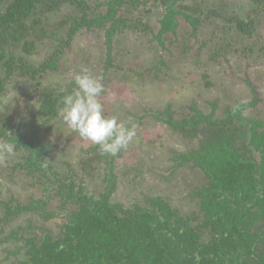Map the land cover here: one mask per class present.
Segmentation results:
<instances>
[{
    "label": "rangeland",
    "instance_id": "obj_1",
    "mask_svg": "<svg viewBox=\"0 0 264 264\" xmlns=\"http://www.w3.org/2000/svg\"><path fill=\"white\" fill-rule=\"evenodd\" d=\"M2 1L4 4V0ZM221 1L180 0L189 6L194 2L201 6L204 12L202 34L201 38L195 41L194 53L193 50L185 53L184 45H189L193 41L187 25L183 27L180 25L179 43L176 45L174 42L167 43V48L163 49L152 40V33L159 28L158 19L155 21L153 18L154 16L158 18L162 13V6L152 10L153 2L148 4L150 13L141 17L144 21L142 20V24L137 25L135 30L127 29L114 35L111 64L107 67L103 28L80 26L68 45L57 44L56 41L50 40V35L41 36L39 40L34 36L41 48L38 49L37 43L32 39L36 45V53L31 56L22 53L24 59L33 67L39 68L45 60L47 61L48 56L60 47L64 52L59 55V67L56 70L37 73L34 78L22 75L16 69L6 82L4 92L0 94V119L10 118L8 120L10 132L20 124L27 133L39 120L37 109L43 89H51L55 95L60 93L67 95L72 91L67 89L69 80L81 67H87L93 75L103 74L105 92L101 94L100 99L105 113L109 116L115 115L119 122L129 127L135 125L136 128L133 141L127 149H122L114 160L115 173L123 179L121 184H118V198L124 207H130L132 204H127L130 199H140L143 195H160L172 205V202L175 203L181 198V194L176 191L182 189L183 192L187 191L188 186L185 182L189 177L194 178L196 175L194 171L190 174L180 173L179 175H182V178L179 177L180 184L176 183L174 179L176 176L170 172L173 148L178 147L181 153H188L197 144L190 139L186 140V136L178 137V133L174 134L170 126L158 122L149 112L162 113L163 109L168 108L172 115L187 116L191 114L189 109L191 102L198 103L208 111L209 107L205 102L214 99L222 105L230 106L235 101L255 96L244 84L246 79L250 80L253 71L255 83H252L256 88L254 93L260 97L264 96V69L261 67L258 70L252 69L264 64V18L259 20L263 23L258 21V25H246L244 33L237 28L235 21L236 18H241L248 23L252 17L256 20L257 13L253 14L252 8L255 10L257 0H226L224 4H220ZM249 7L251 9H248ZM104 10V7L97 12L90 10L87 14L97 16ZM118 10L120 17H128V24H133L136 14H142V9H133L128 2ZM80 15L81 12L73 5L61 4L59 8L46 12V32L48 34L54 32L64 39L72 24L80 21ZM146 24L150 26V30L146 29ZM217 24L223 25L218 26L219 32L223 33L215 37L214 26ZM169 39L171 41V37ZM214 43L217 47L213 53ZM242 46L244 49L241 50ZM249 50H254L255 55L249 54ZM18 51L16 56L19 55ZM216 53L220 55L216 56ZM227 55L235 60L237 71L231 69L234 74L228 71L230 64ZM141 59L143 66L156 65L160 69L159 72L151 71L141 79L135 78L130 71L134 69L135 62ZM118 65L120 69H115ZM224 79L226 81H223ZM237 83H240V86ZM62 98L58 102L57 113L62 106ZM145 108L148 113L144 111ZM254 112L255 115L259 114L260 108ZM139 116L144 120L138 119ZM38 138L41 145L45 142L54 144L49 150V161L61 175L66 172L65 164L70 163L74 172L86 181L93 195L98 196L102 192L105 184L102 180L103 152L93 150L89 153L88 149L94 145L91 141L82 139L59 115L40 128ZM90 157H93L92 160ZM17 159L18 153L0 157V165L3 167V171L0 168V216L4 214L7 196L10 193H15L13 196L23 202L35 190L28 187L32 179H27V175L30 174L25 173L26 171H15L10 174L12 172L9 169L10 165ZM84 166H90L92 169L89 170L87 167V172L83 170ZM157 169H161V174H157ZM32 177L37 178V175ZM12 179L14 184L11 183ZM112 201L118 200L113 197ZM39 221L41 225L44 224L42 219L39 218ZM64 221V216H57L44 226L56 235ZM35 225L37 223L33 214L23 213L12 224L3 226V230H0V264H21V255H15L13 258L7 254V251L12 252L16 246L13 241L5 244L4 237L14 228L23 227L28 232Z\"/></svg>",
    "mask_w": 264,
    "mask_h": 264
},
{
    "label": "trees",
    "instance_id": "obj_2",
    "mask_svg": "<svg viewBox=\"0 0 264 264\" xmlns=\"http://www.w3.org/2000/svg\"><path fill=\"white\" fill-rule=\"evenodd\" d=\"M124 1L4 0V4H0V93L5 90V84L14 69L18 68L33 78L37 73L57 68V59H53L56 52L39 68L28 65L22 53L28 56L35 54L36 45L32 40L33 37L48 36L45 28L47 25L46 12L59 8L61 4H71L81 12L80 21L73 23L67 33L68 39L72 38L80 26L103 28L105 58L108 62L106 64H110V45L114 35L127 29L135 30L137 25L142 24L140 15L135 18L133 24L127 23L128 17L122 18L116 15L112 8H117ZM129 1L140 5L148 0ZM153 2L155 6H162L161 16L158 17L159 29L152 34L153 40L162 44L163 36L176 37L179 29L184 25H187L191 29L190 34L197 38V29L202 25L204 13L201 6L194 2L191 6L185 5L180 0H153ZM102 7L106 8L105 12L97 16H88V11L93 9L97 12ZM145 27L150 30L148 24ZM50 37L57 39L54 34ZM16 51L19 53L18 56H16ZM218 55L219 53H216V56ZM3 74L5 76L2 77ZM60 96L62 94L55 95L51 89L42 90L37 109L39 120L33 125L29 137H25L22 126L17 127L19 133L16 135L8 134L5 125L0 128L2 138L6 141L14 139L18 145L22 144L30 151L29 165L22 163L18 165L27 169L29 174L39 173L38 181L41 183L38 187L45 194L40 202L45 205L55 195L59 200L56 204L57 208L69 212L68 220L58 234L53 235L50 230L46 229L24 238L22 243L28 256L24 264H188L184 256L174 251L175 246H172L177 240L175 230L177 220L176 211L168 202L160 196H149L148 207L134 204L133 208H124L121 203L111 201V195L116 187V176L113 173L114 156L105 154V176L103 178L106 185L98 198L93 196L83 179L74 172H69L68 176L60 178L46 163L42 164L48 146L38 144L37 133L43 125L57 117L56 109ZM256 126L257 124L241 131L245 150L247 149L245 141L247 136L250 138L248 143L258 144L256 140L260 139L264 142V134L256 133ZM223 143L224 140L217 143L219 145L217 150L212 146H207L200 151H195L191 156H197L200 160H196V164L201 165L207 174L213 175L214 182L217 181L213 184V192L229 197L236 191V184L231 178V175L236 173L230 172L235 166L233 160L236 159L230 156V151H224ZM262 153L264 154V151ZM87 167L89 170L92 169L90 166H84L83 170L88 172ZM251 167L249 166V169ZM241 171L248 176L252 175L250 172L247 173V167L242 168ZM68 205H73L72 209H67ZM217 205L219 203L213 199V209H216ZM253 214L255 213H244L241 217L253 216ZM228 220L235 222L230 218ZM243 223L247 225L249 222L244 221ZM190 239L192 237L186 235L181 244L188 245ZM255 240V236L247 235L245 232L243 234L230 233L229 237L220 240V243L231 241L232 245L235 242L244 247L243 253H231L227 259L231 264H240L239 259L250 253L249 250ZM224 248H227L226 243L215 256L219 258L223 255ZM243 262L245 263V260ZM199 264H206V262L201 261Z\"/></svg>",
    "mask_w": 264,
    "mask_h": 264
},
{
    "label": "flooded vegetation",
    "instance_id": "obj_3",
    "mask_svg": "<svg viewBox=\"0 0 264 264\" xmlns=\"http://www.w3.org/2000/svg\"><path fill=\"white\" fill-rule=\"evenodd\" d=\"M125 1L123 2V4L125 3ZM225 1L226 0H222L220 4H224ZM127 2L131 7H133V9L136 10L142 9V14L139 13L136 14V17L139 15L140 17H142L143 15H147L150 13L149 12L150 9H148L150 7H148V4L152 3L153 0L145 1V4H140V5L132 4L129 0H127ZM255 2H256V8L255 10L254 8H252V13L253 14L257 13L256 20L254 19V17H252V19H250L248 23H245V21H243L241 18L235 19L237 28L243 33L246 28V25H258V21L264 18V0H257ZM0 4H3L2 0L0 1ZM123 4L118 6L117 8H112L113 11L116 12L117 16H119L120 13L118 9L123 7ZM152 4H153L152 10H156L160 8L159 6H155L154 2ZM143 7H145V10H143ZM104 9L105 10L103 12L106 11L105 7ZM248 9H251V7H249ZM77 10L78 12H80L79 9ZM153 19H155L156 21L158 18L157 16H154ZM217 21L218 20H216V22ZM201 22L203 25V21ZM259 23H263V21H259ZM202 25L199 26L197 29V34H196L197 38H194L190 34L191 29H189V34L191 35L193 41L189 45H184L185 53L189 52V50L190 51L193 50L194 53V50H196L195 41L198 40V38H201ZM218 26L221 27L223 25L217 24L214 26L215 37L219 33H223L222 31L219 32L220 28H218ZM154 33L155 32H153L152 34ZM51 34H54L57 37V39L49 37L50 40L56 41L57 44L63 43L65 45H68L70 42V39H68L67 35L66 38L63 40L60 38V36L56 35L54 32H51L49 34L47 33V35H51ZM39 37H41V35ZM169 37H171V41H169L170 40ZM179 37L180 34H177L176 37H173L171 35L163 36L162 44L156 40H153V38L152 40L157 42L161 48L166 49L167 43L174 42L175 45L178 44ZM36 39L39 40V38L37 37ZM33 40L37 43L38 49H40L41 47L39 46L38 42L34 38ZM213 46L214 47L212 48V52L214 53L217 47L216 43H214ZM110 47L112 50L113 48L112 42ZM242 49H244V46L241 47V50ZM167 51L169 53H172V51L170 50ZM55 52H56V56L53 59L55 60L57 59L56 69H58L59 55L64 52L60 47H57L48 56L47 60ZM249 54L255 55V51L249 50ZM229 56L230 55H227V59L229 60L228 64H230L228 67V71L233 73L231 69L233 71H237L236 63L235 60ZM245 59H249V58H245ZM142 60L143 59H141V61H136L135 66L133 67L134 69L132 68L133 70L130 71L133 73L135 78L141 79L146 76L147 72H151V71L159 72L160 69L156 65L143 66ZM106 61L107 60L105 58V65L107 67L106 63L108 62ZM28 65L32 66L30 63H28ZM260 67L264 69V64L257 65L256 68L253 67L252 69L258 70V68ZM115 69H120L119 65ZM15 70L16 69H14L12 73H14ZM17 70L20 72V74L27 75L25 72L21 71L20 69L17 68ZM3 76L5 75L3 74L2 77ZM35 76L36 75H34L33 78ZM223 81H226V79H224ZM252 82L255 83L254 71L251 73L250 80L246 79L244 84L247 87L248 91L251 92L253 91L252 93L255 96H250L244 98L243 100L235 101L234 104L230 106L222 105L217 99H214L205 102V104L208 105L209 107L208 111L200 107L198 103L191 102V104L189 105L191 114L187 116L172 115L170 113L171 111L168 110V108L163 109L162 113H156L155 111L149 112L151 114L150 116L153 117L155 120L157 119L158 122L170 126L174 134L178 133V137L185 138L184 136H186L185 138L186 140L190 139V141L197 144V146L190 149L188 153L187 152L181 153L178 147L173 148V159L171 160L172 164L170 166V172H172L173 175L176 176L174 178L176 183L180 184L179 177L182 178V175H179L180 173L187 172L188 174H190L194 171L196 172V175L194 176V178L189 177V180L185 182L186 185L188 186L187 191L183 192V189L176 191V193L181 194L180 196L181 198L177 199L175 203L172 202V205L168 200L164 199V197L160 195H143L141 196L140 199L137 198L130 199L127 202V204H132V205L128 208H133L134 204H137L138 206L148 207L149 196H160L166 202H168V204L173 208V210L176 211V220H177V223L175 224V230L177 231V240L172 244V246L173 245L175 246L174 251L184 256L188 264H199V262L201 261H205L206 264H231L227 260L228 257L231 255V253H238V252L243 253L244 247L242 245L236 244L235 242H233L234 245L231 244V241L224 242L227 244V248L223 249L225 251L224 254L218 258L215 255L221 251L222 246L224 244V243H220V240L229 237L230 233L243 234L244 232L247 235L255 236L256 240L254 241L251 249L249 247H245L246 249H250L249 250L250 253L246 255L247 257L241 256V258L239 259L240 264H264V154L262 153L264 151V142L263 140L260 139V140H256L258 141V144L248 143L250 142V138H248L247 136L245 139V141L247 142L246 143L247 149L245 150L243 148L244 140L241 134L242 129L244 130L246 127L247 129H250L256 124H257L256 133L264 134V96L261 95L260 97V95L254 93V89L256 88H254V84ZM73 83H74L73 79L70 78L69 83L67 85V89H69L68 91L74 88L72 86ZM237 85L240 86V83H237ZM2 92L0 94H2ZM63 96H65V94H62V96L58 98V102L60 98ZM258 108H260V113L255 115L254 111H257ZM144 111L148 113L146 108L144 109ZM251 112H253V115H251ZM105 115L109 116L106 113ZM142 118H143L142 116H139L138 119L144 120ZM9 119H10L9 117L7 118L5 117L3 120L0 119V128L3 125H5L8 129V134L10 133L11 135L18 134L19 131H17V127L22 125L17 124L14 128L15 130L13 132H10L8 127ZM255 122L256 124H254ZM31 129L26 133L25 132L26 130L22 128L25 137H29V132L31 131ZM38 133H37V140H38V144L41 145L38 138ZM0 140H1L0 142L6 141L1 136H0ZM221 140H224V143L222 144L224 151H230L231 152L230 156L236 159L233 160L235 166L230 170V172L236 173L235 175H231L232 176L231 178L236 184V191L229 197H226L221 194L218 195V193H216L215 191L213 192L212 190L213 184H216L217 181L214 182L213 175H210V173L207 174L201 165L196 164L197 163L196 160H200L197 156L196 157L191 156L195 151L197 150L200 151L203 148H206L207 146L208 147L212 146L217 150V147L219 146L217 145V143ZM10 142H12L15 146L14 153H18V159L14 163H11L9 169H11L12 172L9 173L13 174V172L15 171H26L25 173H28L27 169L21 168L18 164L22 163L25 165H29V163L31 162L29 157L31 155L30 151L27 150L25 146L22 144L21 146L18 145V142L14 139H12V141ZM42 145L48 146L47 153L43 159L42 164L46 163L52 171L56 172V175L59 176L60 178L68 176L69 172H74L73 166L70 163H66L65 164L66 172L61 175L56 169L52 167L49 161V150L50 148L53 147L54 144L52 142H45L42 143ZM93 148L88 149V151H90L89 153H91V151L93 150L94 151L101 150L100 147L95 144L93 145ZM105 154L106 153H103V158H104L103 161L104 165L102 167L103 177L105 176L104 175ZM119 155L120 152L114 156L113 166H114L115 158H117ZM226 164L228 165L227 161ZM249 166H252L251 169H249ZM244 167H247V173L250 172L252 174L251 176H248L246 175L245 172L241 171V169ZM0 168H2L3 171V167L1 165ZM115 171L116 170L113 169V173L116 176L115 177L116 187L110 199L112 201L114 197L116 200H118L115 202H119L123 205L122 201H120V199L117 196L118 186L121 184V181L123 179L120 178L119 175L115 173ZM160 171L161 169L159 170L157 169V174H159ZM75 174L83 179L81 175L77 173ZM33 175L35 176L37 175V178L32 177ZM183 175L185 176V174ZM174 176H172V178ZM27 177H28L27 179H32V182L28 183V187H33L35 190L32 191V193L28 195V199L26 201L24 200L23 202H21L19 199L13 196L15 193L13 192L10 193L7 196L8 202L5 204L4 214L0 216L1 231L3 230L4 225L12 224V222H14L23 213L33 214V217L36 220L37 225H35L31 230L29 229L28 232H26V228L18 227L12 229L4 237L5 244L9 241H13L16 246V248L12 252L7 251V254L10 255L9 257H13V258L15 257V255H21L22 256L20 262L21 264H24V260L28 258L26 248L22 243V241L25 240L24 238L31 237L33 233L38 234L42 230H46V229L50 230L46 228L44 225L45 223L51 221L52 218L57 216H64L65 218V221L61 225V229H62L63 225L68 220V213H69L66 210H59L57 208L56 204L59 202V200L58 197L55 195H53V197L50 200H48V202L45 205H43V203H41L40 200L44 199L45 194L44 191L38 187L40 186L41 183L38 181L39 180L38 178L40 177L39 173H30V175L29 176L27 175ZM103 177L102 180L105 183L104 184L105 187L106 181ZM164 177L165 176H163V178ZM83 181L86 184V181L84 179ZM11 183L14 184V179H12ZM27 189L29 190V188ZM103 191L104 189L102 190V192ZM100 194L98 196L95 195L93 196L98 198ZM213 199L219 203L216 209H213ZM220 203H224V204H220ZM50 205H52V207H50ZM226 205H228L229 207L224 208V206ZM72 206L68 205L67 209H72ZM15 209H17V211ZM244 213L247 214L255 213V214H253V216L250 215L246 217H241L242 214ZM39 218L43 220L44 222L43 225H41ZM228 218L232 219L235 222H230ZM244 221H248L249 223L247 225H244L243 223ZM186 235H190L192 239H190L188 245H183L181 243ZM214 256L215 259H213ZM244 260L245 263L243 262Z\"/></svg>",
    "mask_w": 264,
    "mask_h": 264
},
{
    "label": "clouds",
    "instance_id": "obj_4",
    "mask_svg": "<svg viewBox=\"0 0 264 264\" xmlns=\"http://www.w3.org/2000/svg\"><path fill=\"white\" fill-rule=\"evenodd\" d=\"M75 87L63 96L58 115L79 136L98 145L103 153L115 156L127 149L136 136L135 125L119 122L117 116H106L101 94L105 92L103 74L93 75L87 67L72 77ZM10 141L0 142V157L14 154Z\"/></svg>",
    "mask_w": 264,
    "mask_h": 264
}]
</instances>
